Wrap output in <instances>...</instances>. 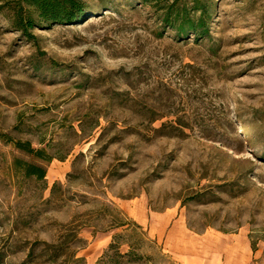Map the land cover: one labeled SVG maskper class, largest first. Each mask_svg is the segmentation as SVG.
Segmentation results:
<instances>
[{
    "label": "rangeland",
    "instance_id": "1",
    "mask_svg": "<svg viewBox=\"0 0 264 264\" xmlns=\"http://www.w3.org/2000/svg\"><path fill=\"white\" fill-rule=\"evenodd\" d=\"M79 1L0 12V264H264V0Z\"/></svg>",
    "mask_w": 264,
    "mask_h": 264
},
{
    "label": "trees",
    "instance_id": "2",
    "mask_svg": "<svg viewBox=\"0 0 264 264\" xmlns=\"http://www.w3.org/2000/svg\"><path fill=\"white\" fill-rule=\"evenodd\" d=\"M150 4L154 0H141ZM0 12H8L11 25L20 31L25 37H31L29 30L36 27H49L52 25H74L82 21L86 15L84 5L79 0H0ZM185 10H175L171 6L163 17V23L176 31L179 37L192 36L201 38L207 33L205 25V13L202 11L196 17H187ZM178 23V24H177ZM15 147L24 153L40 158L41 150H33L29 143H16ZM14 165L20 169L27 178H35L42 181L45 178V170L41 167L15 160ZM124 224H119V227ZM118 248L114 244L110 249Z\"/></svg>",
    "mask_w": 264,
    "mask_h": 264
}]
</instances>
